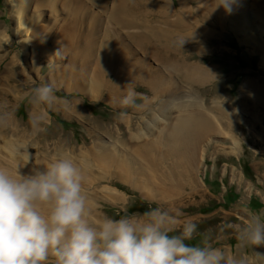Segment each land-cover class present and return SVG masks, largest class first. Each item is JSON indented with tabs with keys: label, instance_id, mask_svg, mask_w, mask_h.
Masks as SVG:
<instances>
[{
	"label": "rangeland",
	"instance_id": "1",
	"mask_svg": "<svg viewBox=\"0 0 264 264\" xmlns=\"http://www.w3.org/2000/svg\"><path fill=\"white\" fill-rule=\"evenodd\" d=\"M21 1L0 0V78L3 76L4 67L9 65L16 71H23L28 81L32 83L23 86L17 82L10 87V91H4L5 86L0 84V105L12 113L21 126L30 127L29 116L33 105L40 111L45 110L43 106L31 103L27 94L32 88L51 82L48 73L53 66H65L68 63L69 55L66 48L69 52L85 49L84 41L88 26L98 30L108 22L110 27L117 28L118 35L116 38L113 36L116 42H124L128 46V52L131 53L133 50L137 58L150 67L151 73L132 70L129 61L126 64V84H134L135 90L142 94L137 100V104L140 105L138 108L122 107L120 105L122 96L107 87H104L98 97H94L90 91L85 92L78 87L66 89L68 81L63 84L55 82L56 101L47 108L50 115V120L46 124L47 132L16 143L14 150L19 157V164L32 170L37 168V159L50 162L46 152L39 148V139L45 141L50 150L63 147L62 150L65 151L72 147L78 149L82 144L90 145L96 138L105 140L104 135H108L107 130L110 129V137L113 140L120 137L124 141H130V135L117 134L128 129L119 113L127 112L133 116L131 128L141 124V119L145 120V110L132 114L154 96V92L142 86L145 81L152 80L153 83L170 81L183 91L184 99L193 102L196 93L189 86L192 83H185L183 86V76L178 75L180 72L178 63L186 60L187 64L194 62L190 65L197 64L210 72L212 68L211 73L216 74L215 81L203 88L198 87L202 96L207 99L218 97L237 108L230 117L235 125V135L240 139L238 158L234 155L226 156L221 151L215 154L212 148L222 145L228 148L219 134L208 137L206 141L210 147H203L199 151L200 162L205 160L212 162L213 155H218L216 160L225 159L228 162V169L231 165L234 166L233 171L226 172L225 165L217 161L215 166H206L209 180L218 182L216 189L209 190L211 195L201 183V176L204 175L201 167L196 171L194 181L190 180L188 173H183L179 182L171 188V195L152 198L155 201L146 199L140 193V188H132L112 175L110 180H101L94 184L98 187L104 186L102 190L105 197L104 200L97 199L93 202L97 205L95 217L99 221L88 219L98 223L106 217L118 219L120 218L118 214L143 218L146 211L155 207L178 209L182 215L178 218L176 230L178 231L180 225L190 219L197 224L194 239L199 243L207 242L214 245L215 240H235L238 229L246 226L250 217L254 214H264V144L250 135V133L264 135V114L255 119L248 110L242 111L243 103L249 108L252 102L240 94V87L245 81L256 80L264 85V53L253 52L254 47L264 42V36L259 37L258 30L252 28L251 22L244 24L241 17L236 18L228 13L225 29L219 28L212 18L207 21L200 19L192 25L191 19L194 16L208 15L211 8L217 17L218 10L222 8L218 4L221 0H148L152 3L151 6L141 5L142 0H28L26 9H23V27L15 34L14 16ZM165 3L171 8L158 5ZM228 3L232 11L233 9L240 11L241 2L234 3V0H228ZM54 11L57 14V22L53 19ZM143 13L146 17L142 15ZM260 13L264 14V9L261 8ZM141 22L145 25H140ZM258 23L264 31V21L260 20ZM54 24L59 25L55 28L58 34L52 35L49 39L63 42L66 48L62 43L53 44L48 40V31L55 27ZM203 29L209 30L210 33L203 36ZM249 30L253 31L254 36L250 40L251 35L242 34L248 33ZM176 33L185 34L190 38L183 45L188 48L187 57L184 56L182 48L177 46V37L174 36ZM243 36L245 39H242ZM38 40L46 41L44 45L46 53L45 59L38 61V65L34 66L30 57L32 45ZM249 41L256 44H249ZM172 48L175 51H172ZM197 48L200 49L199 52L196 51ZM51 57L53 62H49ZM90 63L91 61L88 65ZM81 71V68L74 66L69 70V74L60 76L76 77L78 82H81ZM96 74L111 84H118L119 78L124 79L125 69L120 60L118 45L112 46L109 57L98 64ZM159 77L162 78L160 81ZM25 99L19 111L21 102ZM222 117L225 116L212 115L214 121H221ZM26 154H29V159L25 158ZM172 159L169 157V160L163 163L164 167ZM153 165L145 166L138 179H144L142 187L163 194L165 192V187L161 184L163 173L154 170ZM110 190L117 191L119 197H109ZM226 191L233 192L237 201L228 208L220 209L216 200H220ZM205 197L210 199L204 200ZM251 198L253 200L250 203ZM137 200L146 203V206L141 207L143 212L129 213V208ZM147 205L153 207L149 208ZM230 235L232 236L228 237ZM220 249L227 260H240L244 257L247 264H264V245L252 246L247 243L241 245V242H238Z\"/></svg>",
	"mask_w": 264,
	"mask_h": 264
},
{
	"label": "bare ground",
	"instance_id": "2",
	"mask_svg": "<svg viewBox=\"0 0 264 264\" xmlns=\"http://www.w3.org/2000/svg\"><path fill=\"white\" fill-rule=\"evenodd\" d=\"M235 1L241 2L242 4L239 12L235 9L232 11L231 8L230 11L226 10V8L222 6V8L218 10L216 17L215 11L211 8L208 15L198 14L194 16L191 19L192 25H195L200 19L207 21L209 18H212L219 28L225 29L227 26V14L231 13L236 18L241 17L245 22L244 24L251 22L252 28L255 27L258 30L259 37L264 36V31L259 27L258 23L260 20L264 21V14L260 13V9H264V0H234V3ZM27 5L28 0H22L19 3V8L14 16L15 26L13 25V29L15 34L20 32L23 27V9H26ZM52 15L54 21L57 22L56 11H54ZM39 16L40 15H38V17ZM53 26L55 27L48 31L49 41H51L49 38L52 35L58 34L55 28L59 25L54 24ZM209 33L210 31L207 29L202 30L203 36ZM242 34L247 36L251 35L249 40L254 37L252 30ZM117 35V28H112L109 26L108 22H105L103 28L98 30H94L92 26L87 27V37L84 41L86 45L85 49L69 52L63 42L59 40L51 41L53 44L62 43L69 55L68 63L65 66H53L48 73L51 83L57 82L58 84H63L68 81L69 84L66 85V89L78 87L80 90H85V92L90 91L94 97H98L104 87L111 89L119 96H123L126 93L127 84L125 78L126 64L128 61L130 68L132 70H138L140 73L143 70L150 74L151 69L137 58L133 50L129 53L128 46L124 42H116L115 38ZM174 36L177 38H186L185 34L176 33ZM242 39H245V37L243 36ZM26 41L28 40L26 39ZM188 41L189 40L186 42ZM45 43V40H38L32 45V55L30 59L34 66L38 65V61L41 62L45 59ZM249 44L256 43L249 41ZM114 45L119 46L120 60L125 69L124 79L119 78L118 84H111L110 81L104 80L96 74L98 64L109 57L111 48ZM182 50L184 52L186 48L182 47ZM172 51L175 50L172 48ZM196 51L199 52L200 49L197 48ZM253 52L264 53V42L254 47ZM89 61H91V63L88 65ZM49 62H53L52 57L49 58ZM178 65L179 71L184 73L192 83L190 87L192 91L196 93V96L193 97V102L184 99L183 91L174 83H158L160 87L156 90L154 99L152 101H147L142 108L134 110L132 113L135 114L136 112L145 110L146 113H150L148 117H145V120L141 119V124L132 128L130 124L133 116L129 115L127 118L123 119L128 129L125 130V132H117V134L121 135L125 133L130 135V141H124L120 137L113 140L110 137V129L107 130L109 136L104 135L106 141L103 138H96L90 145L82 144L78 149L72 147L65 151L62 150L63 147H61V149L50 150L46 142L39 139V148L46 152L50 162L37 159V168H46L51 162L55 161L54 158L58 157L71 158L80 167L83 189L88 197V218L98 220V218L94 217L97 214V205H94L93 202L96 199H104L105 197L102 190L104 186L98 187L94 186V184L101 180L108 181L112 175L124 181L132 188H140V193L143 192L149 198L163 197L166 192L161 194L142 187L145 181L142 178L138 179V177H140L139 174L141 172H144L145 166L150 167L154 164L153 169L163 173L161 177L162 181L169 184L174 183L180 174V167L192 170L196 165L199 151L203 147H210L208 145L209 142L206 141L208 137L212 135L218 136L217 134L228 143V148L222 147L223 145L218 148H213L215 154L222 151L223 154L227 156L231 154L238 156L240 139L235 135V125L230 117L232 113L237 111V108L218 97L207 99L200 94V89L197 87L200 86V88H203L214 80L207 69L198 65H188L186 60L185 62H179ZM74 66L82 69L80 73V77L82 78L81 82H78L76 77L68 78L60 76L69 74V70ZM210 70L212 72V68ZM38 71L39 68L37 73ZM214 77L216 79V74H214ZM161 79L162 78L159 77L158 81ZM17 82L23 86L32 84L28 81L23 71H16L13 66L6 65L3 69V76L0 78V84L5 86L4 91H10V87ZM240 94L244 98L250 99L252 102L249 108L243 103L241 105L242 111L248 110L255 119H258L260 115L264 114V85L260 81H245L240 87ZM160 96H165L166 99L160 100ZM13 98L17 101L16 97L13 96ZM3 110V106L0 105V111ZM38 111H40V109L33 105L31 114ZM215 114L225 117H222L221 121H214L212 115ZM100 130L102 129L100 128ZM250 135L261 144H264V135L256 133H250ZM27 138H33L31 135V127L21 126L12 116L8 126L0 128V166L15 169L18 165L20 166L19 171L21 174H29L31 172L26 166L19 164V157L16 150H14L16 143L26 140ZM108 138H110L109 141ZM21 147H23V145H21ZM7 149L9 151H7ZM169 157L173 159L164 167L163 163L167 162ZM108 196L112 198L119 197L115 190H110Z\"/></svg>",
	"mask_w": 264,
	"mask_h": 264
},
{
	"label": "clouds",
	"instance_id": "3",
	"mask_svg": "<svg viewBox=\"0 0 264 264\" xmlns=\"http://www.w3.org/2000/svg\"><path fill=\"white\" fill-rule=\"evenodd\" d=\"M218 4L230 11L228 0ZM186 41L178 37L177 46ZM55 92V84L48 82L27 94L31 103L45 108L29 116L32 136L47 132V108L55 103ZM141 96L129 83L120 105L138 108ZM119 116L124 119L129 113ZM11 117L0 111V128ZM19 168L0 166V264H247L246 259L227 260L219 247L207 242L189 243L197 224L188 219L177 231L182 215L178 209L155 207L143 218L124 215L91 222L81 169L71 158H58L29 174ZM262 215L254 214L238 229L241 245H264Z\"/></svg>",
	"mask_w": 264,
	"mask_h": 264
},
{
	"label": "crops",
	"instance_id": "4",
	"mask_svg": "<svg viewBox=\"0 0 264 264\" xmlns=\"http://www.w3.org/2000/svg\"><path fill=\"white\" fill-rule=\"evenodd\" d=\"M260 247H261V246H260ZM261 248H262V247H261ZM243 259H246V258L243 257ZM249 262H252V260H249Z\"/></svg>",
	"mask_w": 264,
	"mask_h": 264
}]
</instances>
